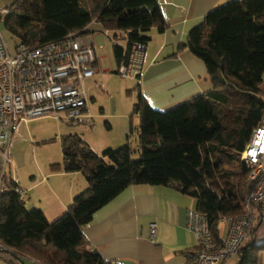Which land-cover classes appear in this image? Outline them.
Instances as JSON below:
<instances>
[{
    "label": "trees",
    "instance_id": "16d2710c",
    "mask_svg": "<svg viewBox=\"0 0 264 264\" xmlns=\"http://www.w3.org/2000/svg\"><path fill=\"white\" fill-rule=\"evenodd\" d=\"M9 7L4 28L16 46L58 41L97 22L126 40V48L113 45L118 65L130 59L134 43L146 44L150 29L168 27L158 0H16ZM183 49L204 62L212 87L159 110L149 105L138 83L132 109L139 116L137 150L126 143L98 155L80 135H61L63 169L81 172L87 187L61 216L49 220L41 209L26 207V196L14 191L12 180L0 196L4 249L42 264H106L88 249L82 227L127 186L142 183L194 198L195 209L222 241L220 219L243 212L252 187L240 153L264 111V0H231L211 8L178 46ZM260 226L257 222L251 230L236 264H259L264 258V241L256 242L254 235Z\"/></svg>",
    "mask_w": 264,
    "mask_h": 264
},
{
    "label": "crops",
    "instance_id": "0c3cea01",
    "mask_svg": "<svg viewBox=\"0 0 264 264\" xmlns=\"http://www.w3.org/2000/svg\"><path fill=\"white\" fill-rule=\"evenodd\" d=\"M158 1L168 27L163 32L155 28L148 32L138 77L141 94L149 105L164 110L212 87L204 62L188 49L178 50V46L187 42L190 31L203 22L211 8L231 0ZM101 33L105 34V30L97 22L90 23L82 32L84 40L95 47L98 64L102 57L96 51L95 38ZM132 109L133 104L132 108L105 113L110 117L109 128L115 132L96 145L86 138L89 146L95 152L126 143L133 147V142L138 141V125ZM18 135L17 130L8 146L16 165L25 161V152L18 148ZM2 165L0 153V169ZM11 167L9 163L4 168L6 182L10 184L13 180L23 188L29 208L41 209L49 220L61 216L73 197L87 187L81 172H66L61 162L35 164L30 179L23 183L14 179ZM195 208L194 198L169 187L132 184L98 208L82 232L88 249L97 252L106 262L119 259L126 264H187L185 252L198 246L195 235L186 229L187 210ZM151 223L156 224L153 238L149 235ZM218 234L221 239L225 237L220 236L219 230ZM254 235L256 242H263L264 227L260 226ZM237 260L236 255L225 264H236ZM259 264H264V258H260Z\"/></svg>",
    "mask_w": 264,
    "mask_h": 264
},
{
    "label": "built area",
    "instance_id": "2783aa9c",
    "mask_svg": "<svg viewBox=\"0 0 264 264\" xmlns=\"http://www.w3.org/2000/svg\"><path fill=\"white\" fill-rule=\"evenodd\" d=\"M9 13L10 7L0 9V15ZM111 40L121 45L118 35L111 36ZM145 48L142 42L134 43L130 59H123L117 72L123 77L140 76ZM97 65L95 47L84 40L82 31L69 32L58 41L32 47L19 43L12 52L0 30V153L3 156L0 196L8 191L4 168L10 163L8 146L20 125L43 116L72 119L87 109L88 93L84 82L97 72ZM240 159L248 169L252 184L245 197L244 211L223 216L227 232L219 242L209 228L207 216L196 209H188L186 229L195 235L198 246L185 252L187 264H225L236 256L257 222L264 227V111ZM14 191L24 198L23 188L15 185ZM155 230L156 224L151 223V238ZM0 246L4 247L1 242ZM106 264L126 263L110 259Z\"/></svg>",
    "mask_w": 264,
    "mask_h": 264
},
{
    "label": "rangeland",
    "instance_id": "374dc122",
    "mask_svg": "<svg viewBox=\"0 0 264 264\" xmlns=\"http://www.w3.org/2000/svg\"><path fill=\"white\" fill-rule=\"evenodd\" d=\"M10 2H13V0H0V9L5 8ZM3 15H0V30L8 48L13 52L16 41L4 28ZM112 35V31H107L106 34L101 33L95 38L96 51L102 58L100 59V64L97 65V72L92 78L84 82L88 93L87 109L69 120L65 117L56 120L51 116H43L31 119L27 124L20 125L18 129V148L25 152L24 163L16 165L13 162L12 149H8V160L12 164L11 171L16 181L23 183L26 179L29 180L31 170L35 164L44 163L47 165L50 163L52 165L60 162L62 164L59 136L63 132L65 134L67 132L76 133L85 141L86 138H89L96 145L97 142L115 132V130L109 128L110 117L105 113L114 109L120 110L122 107L132 108L137 94L135 89L140 80L138 76L123 77L117 72L118 64L113 55L114 43L111 40ZM120 43L121 45H126V40L123 39ZM100 45L104 48H100ZM262 87H264V82ZM133 117H136V123L139 127V116L133 113ZM133 148L136 150L139 148L138 141L136 143L135 141L133 142ZM96 153L101 155L102 150L96 151ZM131 157L133 159L138 158V152H133ZM24 200L25 205L30 209L28 199L25 198ZM218 230L220 236H226L227 223L223 218L218 223ZM0 264L42 263L28 256L17 257L12 250L4 249V247L0 246Z\"/></svg>",
    "mask_w": 264,
    "mask_h": 264
}]
</instances>
